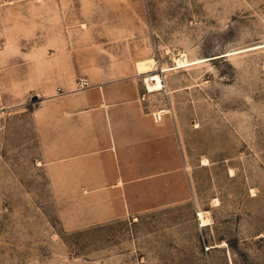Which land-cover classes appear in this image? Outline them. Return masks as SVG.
Listing matches in <instances>:
<instances>
[{
  "label": "rangeland",
  "instance_id": "374dc122",
  "mask_svg": "<svg viewBox=\"0 0 264 264\" xmlns=\"http://www.w3.org/2000/svg\"><path fill=\"white\" fill-rule=\"evenodd\" d=\"M102 98L171 123L188 202L90 223L53 190ZM0 264H264V0H0Z\"/></svg>",
  "mask_w": 264,
  "mask_h": 264
},
{
  "label": "crops",
  "instance_id": "0c3cea01",
  "mask_svg": "<svg viewBox=\"0 0 264 264\" xmlns=\"http://www.w3.org/2000/svg\"><path fill=\"white\" fill-rule=\"evenodd\" d=\"M108 91L103 95L117 88ZM101 101L100 110L60 128L64 146L53 158L67 161L60 171L53 162V190L75 206L95 208L90 223L138 218L188 202V175L171 123L143 115L137 105Z\"/></svg>",
  "mask_w": 264,
  "mask_h": 264
},
{
  "label": "bare ground",
  "instance_id": "6f19581e",
  "mask_svg": "<svg viewBox=\"0 0 264 264\" xmlns=\"http://www.w3.org/2000/svg\"><path fill=\"white\" fill-rule=\"evenodd\" d=\"M176 64L178 66H182L185 64H189L188 60L186 59V57L184 55L180 56V58L178 60H175ZM154 61L152 59H148V60H144L141 62H138L136 64V72L138 75H141L144 77V83H145V87L146 90L149 93H153V92H158L161 91L163 89V83L162 80L160 78V75L158 74H152L153 72V68H154ZM88 84L83 88L86 89L88 88ZM207 162L204 160L202 165H206ZM201 213V212H200ZM198 214V213H197ZM201 221V226H205V224L207 223V220L204 218V216L202 214L198 215Z\"/></svg>",
  "mask_w": 264,
  "mask_h": 264
}]
</instances>
